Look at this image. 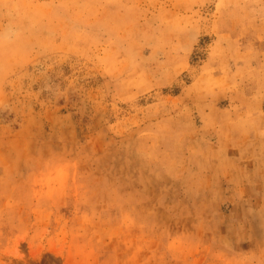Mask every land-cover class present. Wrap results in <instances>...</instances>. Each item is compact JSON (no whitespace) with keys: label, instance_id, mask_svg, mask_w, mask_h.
Returning a JSON list of instances; mask_svg holds the SVG:
<instances>
[{"label":"rangeland","instance_id":"374dc122","mask_svg":"<svg viewBox=\"0 0 264 264\" xmlns=\"http://www.w3.org/2000/svg\"><path fill=\"white\" fill-rule=\"evenodd\" d=\"M0 264H264V0H0Z\"/></svg>","mask_w":264,"mask_h":264}]
</instances>
